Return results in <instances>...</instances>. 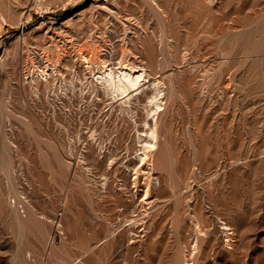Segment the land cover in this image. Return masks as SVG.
<instances>
[{"label":"rangeland","instance_id":"obj_1","mask_svg":"<svg viewBox=\"0 0 264 264\" xmlns=\"http://www.w3.org/2000/svg\"><path fill=\"white\" fill-rule=\"evenodd\" d=\"M0 166V264H264V0H0Z\"/></svg>","mask_w":264,"mask_h":264},{"label":"bare ground","instance_id":"obj_2","mask_svg":"<svg viewBox=\"0 0 264 264\" xmlns=\"http://www.w3.org/2000/svg\"><path fill=\"white\" fill-rule=\"evenodd\" d=\"M48 70L49 69H46L41 74L45 75L48 72ZM140 71L141 70H137L135 66H132L129 63H125L124 66L118 69L117 71H113L112 68L106 67L104 70H102L101 74L105 76V81L110 83L109 86H111L110 88L112 90V93L117 95V94H124L129 90V88L139 84V82L145 77L143 73L144 71L143 72ZM153 101L155 103L154 104L155 107L153 110L158 111L160 107L163 105L162 100H160L159 96L158 97L155 96L153 98ZM147 135L148 138L146 140V143L149 144L148 147H151L155 144V140H156L155 127H152L150 131L147 133Z\"/></svg>","mask_w":264,"mask_h":264},{"label":"crops","instance_id":"obj_3","mask_svg":"<svg viewBox=\"0 0 264 264\" xmlns=\"http://www.w3.org/2000/svg\"><path fill=\"white\" fill-rule=\"evenodd\" d=\"M3 182L1 184L2 198H1V231L6 226V222L10 220V211L19 214V209H14L10 204V193H9V178L8 175L3 171ZM19 205L22 206L21 203ZM21 214V213H20Z\"/></svg>","mask_w":264,"mask_h":264},{"label":"built area","instance_id":"obj_4","mask_svg":"<svg viewBox=\"0 0 264 264\" xmlns=\"http://www.w3.org/2000/svg\"><path fill=\"white\" fill-rule=\"evenodd\" d=\"M0 175H1V166H0ZM1 198H2V191H1V183H0V252L2 247V231H1Z\"/></svg>","mask_w":264,"mask_h":264}]
</instances>
